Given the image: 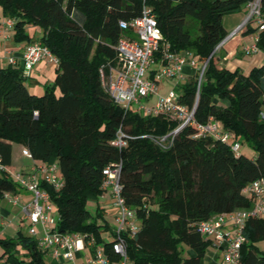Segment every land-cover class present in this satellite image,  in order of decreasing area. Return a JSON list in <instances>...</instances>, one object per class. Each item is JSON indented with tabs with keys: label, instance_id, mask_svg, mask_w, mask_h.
I'll return each instance as SVG.
<instances>
[{
	"label": "trees",
	"instance_id": "16d2710c",
	"mask_svg": "<svg viewBox=\"0 0 264 264\" xmlns=\"http://www.w3.org/2000/svg\"><path fill=\"white\" fill-rule=\"evenodd\" d=\"M250 1L147 0L146 4L173 52L192 51L204 64L214 53L199 96L197 73L181 85L179 102L196 109L197 122L213 118L236 140L247 141L256 151L253 159L236 156L221 141L195 139L194 127L183 129L172 148L163 150L142 136L167 135L179 122L126 111L108 94L102 71L108 75L109 65H116V46L130 34L119 23L139 17L144 0H0L4 17L15 20L14 41L34 43L25 27H41L40 42L59 59L55 86H47L43 96L30 93L19 70L0 68V161L10 167L12 144H18L35 161L58 165L64 187L56 190L46 182L40 187L58 208L59 232L84 236L85 243L92 236L101 241V226L87 206L104 195L103 171L117 163H122V196L141 222L134 237L126 236L132 264H204L211 242L202 238L196 225L215 214L253 206V198L244 191L264 178V64L245 75L223 67L215 53L228 36L224 17ZM247 33L255 31L248 27ZM259 36L258 47L264 53V32ZM217 98L228 105H219ZM120 130L129 137L122 149L112 145ZM20 189L9 173L0 172V202ZM244 234L247 242L239 264H264L257 245L264 241V219H250ZM113 243L104 242L102 249L117 262ZM180 244L195 255L183 259ZM0 246L4 264H47L45 251L32 236L21 232L16 239L0 236Z\"/></svg>",
	"mask_w": 264,
	"mask_h": 264
},
{
	"label": "built area",
	"instance_id": "2783aa9c",
	"mask_svg": "<svg viewBox=\"0 0 264 264\" xmlns=\"http://www.w3.org/2000/svg\"><path fill=\"white\" fill-rule=\"evenodd\" d=\"M141 15L132 21H120L119 26L122 31H128L130 34L118 42L116 46L117 63L109 65V74L102 71V80L106 91L112 97L114 102L126 111H134L143 114L146 117L168 116L179 122V126L164 136L145 135L143 138L150 139L163 150H170L174 144L176 136L187 127H194L195 139H213L229 144L236 156L240 155L241 144L236 140L233 133L224 129L221 122L211 118L207 123L202 124L196 121V109H189L182 105L180 96H177V88L180 81L185 80L184 68L186 66L196 67L198 65L197 57L191 51L184 53H175L171 50L169 43L165 42L159 21L153 9L146 4ZM249 11V17L245 26L251 20L258 22V32L253 36V43L245 48L247 54H258L260 49L258 42L259 33L264 32V0H252L246 5ZM15 20L8 19L4 23L3 30L8 31L14 27ZM232 34L229 38H233ZM226 42V41H224ZM223 42V44H224ZM222 43L216 48L215 53L222 47ZM42 61L59 64V59L42 42L28 44L21 57V72L23 77L28 80L36 65ZM8 63L12 67L18 64L17 58L9 53ZM160 66L159 70L151 71L150 76L146 77L148 70L155 65ZM206 66L198 68L199 96L201 82ZM177 81L173 91L167 96H161L162 80ZM179 83V84H178ZM159 95L157 102L146 107L145 100L152 99ZM264 118V114H263ZM129 138L122 130L117 134L112 145L122 149L126 146ZM23 154L33 159L29 150L24 149ZM34 160V159H33ZM122 163L108 166L103 174L105 181L103 190H111L119 215L117 217L118 230L113 240L112 251L118 257L115 262L108 257L103 249H94L87 264H132L128 255L127 237H134L139 227L136 226L135 210L130 208L122 196V186L120 184ZM45 173V182L61 190L64 187V179L61 176L57 164H48L41 169ZM0 172L9 173L12 179L21 189L32 192L34 198L28 208L25 209L27 218L31 222L29 234L32 237L37 236L36 226L42 228V236L39 239L41 249L50 252L54 257L64 259L69 263H75L76 252L85 251L90 247V241L86 244L84 236H73L71 234L61 233L57 230L58 220L51 216L49 212L53 211L50 194L41 189L40 180L36 173L25 174L10 170L0 161ZM244 193L253 198V206L250 209L235 210L230 213L215 214L208 220L196 225V230L204 240L215 241L224 251L225 264H239L241 260V250L247 240L244 230L247 222L253 218H260L264 214V178H261L249 185ZM9 198L13 205H18L19 199L12 194L5 196Z\"/></svg>",
	"mask_w": 264,
	"mask_h": 264
},
{
	"label": "crops",
	"instance_id": "0c3cea01",
	"mask_svg": "<svg viewBox=\"0 0 264 264\" xmlns=\"http://www.w3.org/2000/svg\"><path fill=\"white\" fill-rule=\"evenodd\" d=\"M3 27H4L3 24L0 25V35H1L0 37H2L0 40V68H7L10 66L8 63V57H9V53H12L17 58L18 61L17 66L13 68L21 72V67H22L21 57L28 43H16L13 39V33L11 32L14 27L9 28L8 31L3 30ZM253 36L254 34L250 35L249 42L245 44L242 53L247 54L245 48H247L249 45H252ZM33 41L38 42V40L36 39H34ZM242 43L243 40L239 37V38L230 39L228 43L225 44L224 56L221 59L222 61L221 65L223 67L228 69L226 64L232 59L237 58L241 54L239 48L241 47ZM248 56L249 59L247 65L245 66L246 71L248 69L252 70L255 67H260L264 64L263 52H261V54L259 53L248 54ZM195 57L197 56L195 55ZM47 63L48 61L40 62L38 65L34 67L31 73L30 80L35 94L44 91V89L40 87V85L43 82H48L47 80H50V76H52V73H50V67H47ZM198 68H199L198 65L196 67L186 66L184 68V76L187 82L191 78L195 77V75L198 72L197 70ZM246 71H244V74ZM182 81H180V83ZM12 149H13L12 164L9 168L16 167L17 170L25 174L36 173L40 180V183L45 182V173L41 169H43V167L48 164L38 162L26 157L23 154L25 148L21 145L12 144ZM105 193L110 195L114 203L113 196L111 195V190L109 189L108 191H105L104 194ZM14 196L18 197L19 199L18 205H13L10 199L6 197L0 202V236L3 238L7 237V238L16 239L18 238L20 232L24 234L22 229H20L22 226L21 227L19 226L17 228L15 227V229L13 228L14 227L13 224L18 219H21L20 223H26V225L28 226L27 228L31 226V222L26 216L25 209L28 208L33 201L34 196L32 192L25 189H20L19 193ZM49 214L51 215V212H49ZM36 228H37V236H35L34 238L39 241L43 231L40 226H36ZM27 235L30 236L29 229L27 231ZM210 242H211V247L207 250L204 259V264H224L225 262L224 261L222 262V256L224 255V251L221 249V247L218 244H216L215 241H210ZM45 255H46L47 264H62V261H64V259L54 257L48 251H45ZM90 257H91L90 249L86 248L85 251L76 252L75 263H69V264H87V260Z\"/></svg>",
	"mask_w": 264,
	"mask_h": 264
},
{
	"label": "rangeland",
	"instance_id": "374dc122",
	"mask_svg": "<svg viewBox=\"0 0 264 264\" xmlns=\"http://www.w3.org/2000/svg\"><path fill=\"white\" fill-rule=\"evenodd\" d=\"M248 17H249V11H248L246 6H243L239 11L227 14L223 19V26H224L226 32L228 33V36L224 40L226 42L223 41L224 44L222 42V44H223L222 47L217 51L218 56H220L221 59L223 58L224 46L226 43H228V41L230 39L240 37L243 40V43H242L241 47L239 48V51L241 54L237 58L232 59L231 61H229L226 64L227 68L232 72L236 71L237 69H240L242 71V73H244V71H246L245 66L247 65L249 56H248V54L242 53V50H244L243 48H244L245 44H247L249 42V38L251 35V34L247 33L248 27H251L255 31V34L258 32V26H257L258 22L254 19L251 20V22L248 24L249 26L244 27V24L247 22ZM8 19L9 18L4 17L2 7L0 6V24L2 25L4 23H6ZM25 29H26L27 35H29L33 40L36 39V40L40 41L42 39V37L44 36V30L41 27L35 26L33 24L26 25ZM11 32L14 34V30H12ZM235 33H238V34H236L233 38H229L230 36H232V34H235ZM1 38L2 37H0V40H1ZM259 54H261V52ZM263 55H264V53H263ZM197 61H198V67L203 68L204 63L200 62L199 57L197 58ZM47 67H50V73H52V76H50V80H47L48 82H43L40 85V87H42L44 89V91L35 94V92L33 91L32 85H31V80L29 79V80H26L25 84L28 87L30 93L37 95V96H43L45 94L47 86L49 88H52L55 86L54 83H55V79H56V72L58 69V65H56L55 63H49L48 62ZM159 68H160V66L158 64L153 65L150 68V70H148V74L146 75V77L150 76L151 71L159 70ZM250 69H252V68H250ZM248 70L245 72V74L250 73L251 70H249V71ZM180 84L186 85L187 81L184 80ZM176 85H177V81L166 80V79L162 80L161 81L160 95L161 96H167L171 91H173L175 89ZM181 85L179 87H176L177 88V96H176L175 101H177L178 97L184 93V89L181 87ZM57 94L59 95V90L57 91ZM158 99H159V95L153 97L152 99L145 100L144 105L146 107H150V106L154 105ZM216 101L219 105H228V101L218 99V98L216 99ZM263 110H264V108H263ZM239 142L241 144L239 153L242 155H245L248 158L253 159L256 155L255 149L245 140L240 139ZM10 170H12L13 172L17 171V173H22L21 171L17 170L16 167H12V168H10ZM52 205H53V211L51 212V216L55 217L56 219H59L60 214H59L58 208L54 203H52ZM87 208L92 214V217H93L92 219L94 221H97L98 225L101 226V228H100L101 229V233H100L101 241L98 242L97 238L95 236H92L91 240H90V243H92V244L90 247L87 246V248L90 249V253L92 254L93 253L92 251L94 249H102L104 246V242H111L115 239V233L117 232L118 227H119L118 223H117V217L119 215V211H118V209H116L117 208L116 205L113 203L112 198L107 193H105L102 197H100L99 201H90ZM155 209H157V208L155 207ZM260 218L264 219V214ZM20 220L21 219H18L15 221V223L13 224L14 225L13 228L15 229V227L17 228L19 226L20 227L22 226L20 229H22L24 234L27 235V231L29 228H27L28 226L26 225V223H20ZM140 225H141V222L139 220H137L136 226L140 227ZM86 244H87V242H86ZM257 245H258L259 249L264 253V241L258 243ZM179 250L181 252V256L183 259H188V258L195 255L194 251L191 250L187 245H184V244L179 245ZM3 254H4V249L0 246V264H4V259H2ZM20 257H21V255H20ZM223 261H224V255L222 256V262ZM62 264H69V262L64 260V261H62Z\"/></svg>",
	"mask_w": 264,
	"mask_h": 264
},
{
	"label": "water",
	"instance_id": "95a60500",
	"mask_svg": "<svg viewBox=\"0 0 264 264\" xmlns=\"http://www.w3.org/2000/svg\"><path fill=\"white\" fill-rule=\"evenodd\" d=\"M214 54V53H213ZM212 54V55H213ZM212 55L209 57V59L206 61V63H205V66L207 67V64H208V62H209V60H210V58L212 57Z\"/></svg>",
	"mask_w": 264,
	"mask_h": 264
}]
</instances>
